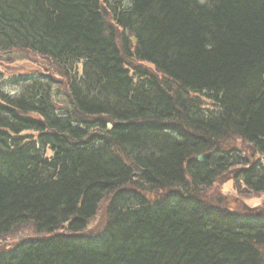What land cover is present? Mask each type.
<instances>
[{
  "label": "trees",
  "instance_id": "16d2710c",
  "mask_svg": "<svg viewBox=\"0 0 264 264\" xmlns=\"http://www.w3.org/2000/svg\"><path fill=\"white\" fill-rule=\"evenodd\" d=\"M17 49L52 66L0 73V238L44 237L0 264H264V212L184 193L236 163L227 135L264 156V0H0V52ZM237 176L264 191L260 164Z\"/></svg>",
  "mask_w": 264,
  "mask_h": 264
},
{
  "label": "rangeland",
  "instance_id": "374dc122",
  "mask_svg": "<svg viewBox=\"0 0 264 264\" xmlns=\"http://www.w3.org/2000/svg\"><path fill=\"white\" fill-rule=\"evenodd\" d=\"M100 4L104 8L105 24L118 32L119 27H117L116 24L111 20V17L108 15L104 4L101 2ZM116 36L119 38L118 34H116ZM119 43L120 42L117 40V44ZM50 66H52L50 61L29 51L17 49L11 54L0 52V73H3L4 75H12L14 73L17 74L20 72H32L35 70L46 71L48 73L51 71ZM146 68H148L153 73V68H151V66L149 67L148 65ZM10 88L13 89L14 87ZM63 88L64 86L61 85L60 89L63 90ZM14 89L17 90V88ZM202 103L205 107H211V104L207 100H202ZM221 141V151L231 152L232 155L236 154L235 157L239 159V162H237L238 159H235L234 161L236 163L231 165L224 173L218 176L211 185L207 186L206 188H202L203 186H197L196 191L193 189H186L184 193L193 196L197 200L201 201V204L209 207H217L221 210L235 213H263L264 191L255 193L252 192L243 184L241 178L237 176V171L242 167L249 166L253 162L260 164L264 168V156L257 153L250 146H248L246 142L235 135H227V137ZM221 151L219 153H221ZM205 153L207 152H204L203 154ZM187 181L189 180L187 179ZM189 185H191L190 182ZM179 192L183 193L182 191ZM155 193L156 192L149 194L148 197L153 198L154 196L158 195L162 196L164 191H160L158 194ZM108 202L109 198L101 201L98 204L95 214L89 219V221H87L85 229L80 231V234H83V231L86 230V235H91L99 232L105 227L107 223L106 210ZM40 237L44 236L33 232L32 226L28 224L22 229L20 228L13 233L2 236L0 238V248H6L26 238Z\"/></svg>",
  "mask_w": 264,
  "mask_h": 264
},
{
  "label": "water",
  "instance_id": "95a60500",
  "mask_svg": "<svg viewBox=\"0 0 264 264\" xmlns=\"http://www.w3.org/2000/svg\"><path fill=\"white\" fill-rule=\"evenodd\" d=\"M209 153H205V154H198L195 159L197 162H203V161H206L207 158L209 157Z\"/></svg>",
  "mask_w": 264,
  "mask_h": 264
}]
</instances>
